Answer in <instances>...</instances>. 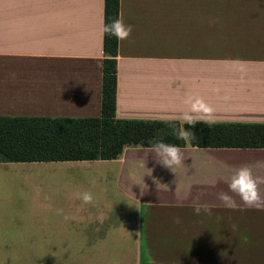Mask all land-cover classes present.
<instances>
[{"label":"crops","instance_id":"0c3cea01","mask_svg":"<svg viewBox=\"0 0 264 264\" xmlns=\"http://www.w3.org/2000/svg\"><path fill=\"white\" fill-rule=\"evenodd\" d=\"M104 13L105 0H0V115L99 116ZM120 18L133 31L118 44V118L176 120L192 96L214 122L264 123V0H120ZM180 147L174 171L143 145L112 159L0 161V177L29 164L47 186L7 194L0 179L2 253L40 236L96 248L98 264H264V210L239 196L227 209L216 194L228 184L211 186L245 165L264 175V147Z\"/></svg>","mask_w":264,"mask_h":264},{"label":"trees","instance_id":"16d2710c","mask_svg":"<svg viewBox=\"0 0 264 264\" xmlns=\"http://www.w3.org/2000/svg\"><path fill=\"white\" fill-rule=\"evenodd\" d=\"M120 17V0H105L104 24ZM118 44L104 34L101 114L90 117L0 115V161L117 158L125 146L158 141L185 145L173 135L178 120L123 119L116 116ZM187 128V126H185ZM200 147H264V123H197L191 129ZM142 264H179L152 263Z\"/></svg>","mask_w":264,"mask_h":264},{"label":"clouds","instance_id":"9594fccd","mask_svg":"<svg viewBox=\"0 0 264 264\" xmlns=\"http://www.w3.org/2000/svg\"><path fill=\"white\" fill-rule=\"evenodd\" d=\"M133 31V26L126 24L122 18L117 17L110 23L102 26V33L115 36L118 41L127 40ZM185 103L189 106L181 116L175 119L179 121V125H173V135L177 140H195L196 135L191 129L195 128L197 123L208 124L214 123L215 108L208 104L203 98H193L188 96ZM187 126V128L185 127ZM152 153L155 154L157 163L174 171V166H179L184 162L185 155L178 144L166 143L161 140L152 145ZM218 180L228 184V191H220L216 194L217 199L222 206L227 209H238L235 196H239L240 201L246 208L264 210V196L261 195L260 185L264 184V175H254L253 169L250 166H241L234 170L230 176H219L211 182V186L215 187ZM77 198L81 199L84 204L93 203L91 193L85 192L77 194ZM194 211L200 214L204 211L212 214V208L207 204H194ZM75 219V217H65V219ZM179 223V218H176ZM233 225V230H235Z\"/></svg>","mask_w":264,"mask_h":264},{"label":"rangeland","instance_id":"374dc122","mask_svg":"<svg viewBox=\"0 0 264 264\" xmlns=\"http://www.w3.org/2000/svg\"><path fill=\"white\" fill-rule=\"evenodd\" d=\"M21 164V163H19ZM17 170L8 165L9 170L0 177L1 180L10 181V192L7 194H43L47 186L42 181L41 170L29 164L17 165ZM35 242L39 244L11 248V253L4 254L5 248L0 247V264L5 256H11L12 264H98L96 248L82 247H44L41 237Z\"/></svg>","mask_w":264,"mask_h":264}]
</instances>
